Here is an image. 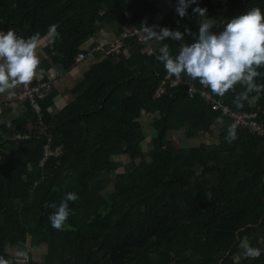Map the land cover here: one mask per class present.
<instances>
[{"label":"trees","instance_id":"16d2710c","mask_svg":"<svg viewBox=\"0 0 264 264\" xmlns=\"http://www.w3.org/2000/svg\"><path fill=\"white\" fill-rule=\"evenodd\" d=\"M198 2L216 15L213 31L252 7L264 11V0ZM156 13L153 0H0V30L51 37L37 82L48 80L55 64L72 66L100 25L115 23L120 32L126 24L142 27ZM201 19L190 6L184 17H162L159 28L197 32ZM53 24L55 37L48 32ZM192 39L186 33L159 46L167 44L175 55ZM141 51L135 37L125 38L119 54L90 64L73 99L55 114L47 111L54 94L46 92L37 100L45 126H37L27 100H21L23 114L0 121V257L10 264L22 257L25 264H264V137L239 126L229 141L218 127L226 117L199 92L188 96L184 84L154 98L165 69L156 59L158 45L152 54ZM258 71L254 79L264 85V67ZM181 77L233 110L255 112L264 124V89L248 93L237 107L243 85L218 96L198 79ZM143 112L152 116L150 137L139 120ZM182 127L188 138L215 141L175 147L168 132ZM46 144L61 152L41 163ZM69 191L78 199L68 201L72 213L54 229L50 205ZM242 241L260 255L245 256ZM42 245L38 261L32 251Z\"/></svg>","mask_w":264,"mask_h":264},{"label":"clouds","instance_id":"9594fccd","mask_svg":"<svg viewBox=\"0 0 264 264\" xmlns=\"http://www.w3.org/2000/svg\"><path fill=\"white\" fill-rule=\"evenodd\" d=\"M191 13L201 17L198 31L192 32L187 26L184 30L161 27L158 31L151 26L143 25L144 39L158 45L156 59L163 63L169 75L180 76L183 73L191 79H198L211 92L223 96L227 90L233 89L239 83L244 86L234 99L237 107L248 98V93L264 89L255 81L264 67V11L252 7L236 14L223 22V27L213 31L214 19L207 15L206 7H201L198 0H177L175 11L180 17ZM48 32L58 36L56 25H50ZM193 39L183 43L175 55L171 54L167 44L159 46L161 41L171 39L182 41L185 34ZM36 37L25 38L13 29L0 30V94H12L21 84H28L36 75L40 63L37 53ZM227 139H236V126L228 128ZM78 199L75 192H66L64 199L57 205L52 204L54 211L49 214V221L54 229H62L72 209L68 201ZM244 255L255 258L260 255L259 248L241 242ZM0 264H10L0 257Z\"/></svg>","mask_w":264,"mask_h":264},{"label":"crops","instance_id":"0c3cea01","mask_svg":"<svg viewBox=\"0 0 264 264\" xmlns=\"http://www.w3.org/2000/svg\"><path fill=\"white\" fill-rule=\"evenodd\" d=\"M155 4L157 5V13L154 15L158 16L160 19L164 17L167 14H172L173 18L175 19L176 12L174 11L175 9V0H153ZM230 10H226V16H230ZM233 14V13H232ZM210 17L216 18V15H209ZM154 20V19H153ZM146 20L145 25H149L152 21ZM133 25L126 24L125 28H131ZM143 28V25L142 27ZM118 33V26L115 23H109V24H102L99 26L98 31L89 39H87L83 45L82 51H86L89 48L92 47L93 44L99 43V42H105L107 40H110L114 38ZM51 37L49 35L37 40V53L40 57V62L43 59H47L46 54L43 51V46L47 44L50 41ZM154 43V42H153ZM154 51L157 49V44H153ZM142 52V51H141ZM144 53V52H142ZM103 57L101 55H96L95 58L89 60L85 59L79 62H75L72 66L69 68L64 69L62 65L60 64H55L53 65L49 71H48V86H47V93H53L54 97L52 99V102L50 105L47 107V111L50 114H55L59 110H61L69 101L73 99V88L77 84L78 81L81 80L84 72L88 69L91 63L96 62L101 60ZM41 71L38 70L36 72V75L34 76L33 80H39L41 78ZM19 85L14 89L11 95L8 93H3L0 94V121H7L12 118H15L25 111V101L17 100L16 99V94L18 92ZM150 115L145 112L141 114V117L139 118L141 124H145L146 122L142 118V115ZM144 115V116H146ZM151 116V115H150ZM226 117V116H225ZM227 118V117H226ZM223 119L219 124L218 127L221 130H227L229 126L233 125L231 121L227 119ZM152 121V116L150 117V121L146 123L148 126L150 125ZM144 122V123H143ZM216 122H214L212 126V131L213 134L218 133V128H216ZM145 128V127H144ZM238 128L236 127V130ZM151 132V130H150ZM147 136V135H146ZM151 133L147 136L150 137ZM168 139L171 140L173 143H176L177 146H185L186 144H192V145H197L201 142H206V141H215L211 137L207 135H200L199 137L196 138H188L187 135L185 134V128L182 127L180 129H173L168 132ZM148 139V138H147ZM149 145V144H148ZM145 147H148L145 144ZM126 160V159H125ZM40 250L44 251L45 246L42 245L39 248H37V251L33 250L32 251V257L36 259L35 257L40 256ZM35 252H38L36 255Z\"/></svg>","mask_w":264,"mask_h":264},{"label":"built area","instance_id":"2783aa9c","mask_svg":"<svg viewBox=\"0 0 264 264\" xmlns=\"http://www.w3.org/2000/svg\"><path fill=\"white\" fill-rule=\"evenodd\" d=\"M177 0H175L176 7ZM159 21L158 16L154 17V20L147 26L153 27L155 30H159ZM143 28L131 27L125 28L122 31L118 32L117 35L105 42H99L94 44L90 49L86 51H79L75 56V62H79L85 59H93L96 55H101L105 57L107 55H117L121 52L123 48V40L128 37H135L139 43L142 44V52L146 54H152L154 51L153 42L146 41L144 39ZM33 81V80H32ZM29 82L28 84L19 85L16 98L18 100H27L28 104L36 111L39 116L37 121V126H45L42 120L40 119V112L37 106V100L44 97L47 92V81H37ZM178 84H184L186 86V93L188 96L192 97L197 92L207 101L213 109L220 110L221 113L228 117L233 125L236 127L243 126L249 132L256 134L258 136L264 137V124L263 122L257 120V114L255 112L233 110L229 108L221 98L212 96L207 90H198L194 84L189 79H183L180 76L169 75L166 70L163 73L158 86L155 88L153 97H160L167 87H174ZM61 152L60 146H56L54 150L50 149L49 145L44 146L43 157L41 163L44 162L47 156L49 155H59ZM26 257L17 258V264H25Z\"/></svg>","mask_w":264,"mask_h":264},{"label":"rangeland","instance_id":"374dc122","mask_svg":"<svg viewBox=\"0 0 264 264\" xmlns=\"http://www.w3.org/2000/svg\"><path fill=\"white\" fill-rule=\"evenodd\" d=\"M149 19V17H147L146 18V20H148ZM145 22V20H142V23H144ZM138 28H140V27H138ZM144 115H146V114H144ZM144 115H142V118L144 119V121L146 122V123H148V121H150V115H146V116H144ZM144 123V122H143ZM143 124V127H145L144 128V130H145V134L148 136L150 133L151 134H153V132H152V130L150 129V125L148 126L147 124ZM150 130H151V132H150ZM149 140H146V141H144V144H146L147 146H148V144H149ZM173 145L175 146V147H177V144L176 143H173ZM108 188H109V190L110 189H112V187H111V184H109V186H108ZM41 252H42V250H41ZM35 254L37 255L38 254V252H35ZM36 259H38V261H40L41 260V256H39V257H35Z\"/></svg>","mask_w":264,"mask_h":264},{"label":"water","instance_id":"95a60500","mask_svg":"<svg viewBox=\"0 0 264 264\" xmlns=\"http://www.w3.org/2000/svg\"><path fill=\"white\" fill-rule=\"evenodd\" d=\"M191 145H192V144L189 143V144H186L185 146H191Z\"/></svg>","mask_w":264,"mask_h":264}]
</instances>
